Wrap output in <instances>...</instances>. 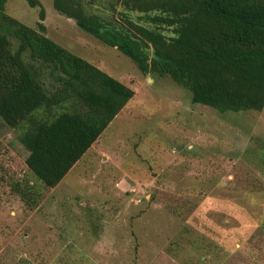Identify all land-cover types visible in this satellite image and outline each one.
Instances as JSON below:
<instances>
[{"label":"rangeland","instance_id":"obj_1","mask_svg":"<svg viewBox=\"0 0 264 264\" xmlns=\"http://www.w3.org/2000/svg\"><path fill=\"white\" fill-rule=\"evenodd\" d=\"M40 1L8 0L6 11L36 28L43 8L51 39L135 95L54 188L0 119V264H264V110L194 104ZM15 182L34 188L35 209Z\"/></svg>","mask_w":264,"mask_h":264},{"label":"trees","instance_id":"obj_2","mask_svg":"<svg viewBox=\"0 0 264 264\" xmlns=\"http://www.w3.org/2000/svg\"><path fill=\"white\" fill-rule=\"evenodd\" d=\"M32 8L40 0H25ZM84 32L148 77L170 78L194 104L264 110V0H52ZM0 0V119L29 155L36 181L56 187L134 98L132 88L36 28ZM99 6V7H97ZM34 188L11 191L35 209ZM264 230V216H259Z\"/></svg>","mask_w":264,"mask_h":264}]
</instances>
